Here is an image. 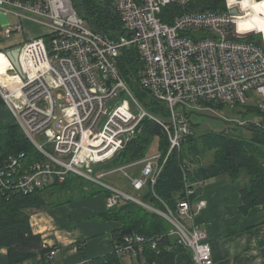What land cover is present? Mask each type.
Returning a JSON list of instances; mask_svg holds the SVG:
<instances>
[{
  "label": "built area",
  "instance_id": "obj_1",
  "mask_svg": "<svg viewBox=\"0 0 264 264\" xmlns=\"http://www.w3.org/2000/svg\"><path fill=\"white\" fill-rule=\"evenodd\" d=\"M76 1L0 0V11L14 18L5 28L7 36L24 33L25 21L46 30L22 42V72L10 63L4 71L8 77L0 76L6 107L43 157L29 161L21 152L1 158L4 193L30 194L75 174L110 188L108 207L130 199L154 209L106 183V170L96 171L125 149L144 119L157 121L168 136L167 157L193 133L188 105H255L263 116L254 122L264 125V34L238 30L243 0H226L219 11L190 10L192 0H116L122 22L118 32L93 28ZM130 49L141 65L135 82L149 100L161 103L166 116L149 110L122 74L120 64ZM167 157L163 163L160 153L147 158L140 177L130 176L126 166L120 169L139 191L148 181L156 183ZM194 191L188 186L177 214L154 210L174 225L171 233L191 250L194 264H214L208 232L195 223L207 201L190 198ZM147 240L126 235L116 251L121 257L137 256ZM56 253L52 247L50 258Z\"/></svg>",
  "mask_w": 264,
  "mask_h": 264
},
{
  "label": "trees",
  "instance_id": "obj_2",
  "mask_svg": "<svg viewBox=\"0 0 264 264\" xmlns=\"http://www.w3.org/2000/svg\"><path fill=\"white\" fill-rule=\"evenodd\" d=\"M225 4L226 0H192L188 9L219 11L225 9ZM76 7L93 28L106 32L122 30V22L116 7L107 5L104 0H77ZM174 10L178 12L179 8ZM163 19L171 22L170 16H163ZM120 67L139 98L147 102L148 109L166 116V110L161 103L149 100L148 92L135 82V76L141 68L135 51L132 49L126 51ZM3 104L6 107L0 94V107ZM238 107L251 111L255 116H263L255 105ZM187 115L189 116L188 112ZM247 126L251 130L250 137L227 130H209L196 134L194 129L182 146L174 149L167 157L170 147L168 136L157 121L146 118L142 122L141 131L128 142L125 149L111 160L96 166V171L143 159L154 138L158 136L160 161L163 163L167 157L163 169L154 185L148 181L141 190L136 191L134 188L133 190L136 197L154 209L163 213L172 210L177 214L180 201L188 198V186L195 190L190 196L193 199L201 190V187H194V176L191 171L194 162L198 156L202 157L209 151H215L221 176L236 179L243 173L248 177V181L240 189L243 201L241 210L247 212L251 207L264 206V125L250 120ZM21 152L27 154L29 161L43 158L21 126L17 123L0 124V159ZM101 193L109 198L114 192L100 183L75 174L68 175L64 182L51 184L30 194L4 193L0 190V248H7L8 264L53 262L49 256L52 248L44 247L42 235L35 233L32 228L30 216L33 209L48 208L68 203L78 196ZM154 209L130 199H121L115 206H107V209L96 217L114 220L119 224L113 232L116 249L123 244L126 235H143L148 239L144 243V250L139 255L132 256L133 258L145 259L147 264H175L176 254L172 246L179 243L177 235L171 233L175 227L166 216ZM153 241H156V247ZM116 249L81 264H123Z\"/></svg>",
  "mask_w": 264,
  "mask_h": 264
},
{
  "label": "crops",
  "instance_id": "obj_3",
  "mask_svg": "<svg viewBox=\"0 0 264 264\" xmlns=\"http://www.w3.org/2000/svg\"><path fill=\"white\" fill-rule=\"evenodd\" d=\"M13 21V17L0 11L2 79L8 77L4 71L10 67L2 58H8L3 52L46 33L42 27L44 31L38 28V33L29 34L28 38L21 37L25 32L7 36L5 28ZM6 116V109L0 107V123H7ZM206 155L198 156L191 171L194 187H201L195 199L207 201V206L197 211L195 223L208 232L214 264H264V206L257 205L243 212L240 189L248 177L243 173L236 179L221 176L215 151L211 160H207ZM108 200L104 193L78 196L68 203L32 210L30 221L34 232L42 235L46 247L57 249L52 264H81L115 251L113 232L119 224L96 217L107 209ZM172 250L176 254L175 264H194L191 250L183 244H174ZM129 257L132 263L147 264L145 259ZM8 263L7 248H0V264Z\"/></svg>",
  "mask_w": 264,
  "mask_h": 264
},
{
  "label": "rangeland",
  "instance_id": "obj_4",
  "mask_svg": "<svg viewBox=\"0 0 264 264\" xmlns=\"http://www.w3.org/2000/svg\"><path fill=\"white\" fill-rule=\"evenodd\" d=\"M256 1H258V3L264 2V0H256ZM246 10L248 11L249 9H246ZM23 25L26 31L24 34L21 35V37L28 38L29 34L38 33L37 31L38 28L39 29L41 28L42 31H44L42 26L36 23L30 22V21H25ZM257 37L260 38L261 35H257ZM3 53L6 56V52H3ZM2 58L5 59L4 57ZM7 72L9 74V69ZM2 107L6 109L7 123H13V124L17 123L19 126H21L14 119L9 109L5 107L4 104ZM187 112L189 113V120L191 124L194 125L196 134H200V133H203L209 130H214V131L227 130V131H232L236 134L241 133V135L244 137H250L252 136L251 130L249 126L247 125L250 120L254 121L255 119H257L256 116L253 115L251 111H246L245 109L239 108L238 106H229L227 104L220 106L219 104H216L213 102L211 105L206 104V103H201L200 105H188ZM0 124H3V123H0ZM40 139L43 142L45 141V138L43 137H41ZM46 147L48 149H51L50 145H46ZM159 153H160L159 137L156 136L154 138L153 143L149 146L146 156L143 159L137 162L131 163V164H124L118 167L107 169V172H110V173L104 178V180L111 183L116 188H119L120 190L135 196L136 192L133 190L132 183L129 177L124 174V172L120 169V167L126 166L125 171H127L130 176L140 177L141 172L146 165L145 160ZM206 156H207V160H211L214 157V151L208 152ZM131 260L132 259L129 257V255L121 257L122 263L127 262L130 264H138V261H136V259H134L136 261L135 263H132Z\"/></svg>",
  "mask_w": 264,
  "mask_h": 264
},
{
  "label": "bare ground",
  "instance_id": "obj_5",
  "mask_svg": "<svg viewBox=\"0 0 264 264\" xmlns=\"http://www.w3.org/2000/svg\"><path fill=\"white\" fill-rule=\"evenodd\" d=\"M242 9L245 17L242 16L239 19L238 30L242 33L261 32L264 34V2L258 3L256 0H243ZM246 9L249 10L247 11ZM5 60L9 64L11 63L8 58H5Z\"/></svg>",
  "mask_w": 264,
  "mask_h": 264
},
{
  "label": "water",
  "instance_id": "obj_6",
  "mask_svg": "<svg viewBox=\"0 0 264 264\" xmlns=\"http://www.w3.org/2000/svg\"><path fill=\"white\" fill-rule=\"evenodd\" d=\"M107 5L115 6L116 0H104ZM233 12L236 13L237 9H233ZM20 51L21 47L17 46L12 49L6 51V56L9 58L13 66L17 69L19 73L22 72L21 65H20Z\"/></svg>",
  "mask_w": 264,
  "mask_h": 264
}]
</instances>
